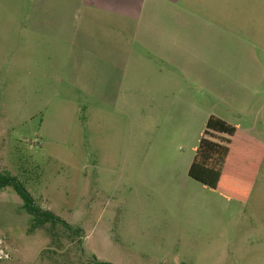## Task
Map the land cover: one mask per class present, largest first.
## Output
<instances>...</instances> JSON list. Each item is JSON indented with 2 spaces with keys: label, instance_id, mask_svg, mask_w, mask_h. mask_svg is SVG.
<instances>
[{
  "label": "rangeland",
  "instance_id": "1",
  "mask_svg": "<svg viewBox=\"0 0 264 264\" xmlns=\"http://www.w3.org/2000/svg\"><path fill=\"white\" fill-rule=\"evenodd\" d=\"M28 12L26 0H0V173L84 237L68 240L59 225L30 233L21 200L1 189L0 264H94L92 256L107 264H264V159L245 203L194 182L187 171L201 125L184 123L181 109L187 100L209 107L197 97L208 71H218V84L245 79L246 40L258 91L249 112L264 124V0L223 8L224 43L206 45L190 71L175 75L185 90L172 126L156 123L153 108L137 107L143 93L127 89L163 77L131 68L122 89L104 93L102 76L75 69L72 27H31ZM48 17L55 23L57 12Z\"/></svg>",
  "mask_w": 264,
  "mask_h": 264
},
{
  "label": "crops",
  "instance_id": "2",
  "mask_svg": "<svg viewBox=\"0 0 264 264\" xmlns=\"http://www.w3.org/2000/svg\"><path fill=\"white\" fill-rule=\"evenodd\" d=\"M239 2L240 0H26L31 27H72L81 53L76 56L75 69L79 75L87 70L92 79L102 76L104 93H113L117 90L116 86H121L119 89H122L124 78L131 68L148 76L163 77L161 82L154 85L131 84L127 89L142 92L137 107L153 108L155 122L169 126L177 122L174 113L175 99L181 91L179 88L185 90L175 84L176 73L190 71V64L204 55L206 45H216L218 50V46L224 43L223 8L228 6L235 10L239 7ZM54 12H57L55 23L48 17ZM242 43L247 45L244 50L247 64L242 75L245 79L242 82L235 81V85H228L223 79L218 84V71H208L205 73V81L204 75L197 80L199 86L203 84L199 87L197 97L201 96L203 99L204 96L209 107L198 109L197 104L193 105L191 100L183 101L181 109L189 116L184 123L195 122L201 125L199 140L208 118L214 116L264 144V124L259 122L262 119L249 112L258 92L251 67L254 47L246 40ZM118 76H122L120 84ZM93 89L97 90L95 87ZM156 113H165L164 119L160 121ZM249 115L252 117L251 126L244 123L245 117ZM258 123L260 127L256 128ZM191 126L193 127V123ZM184 134L183 139L188 140L189 134ZM261 164L262 161L260 166Z\"/></svg>",
  "mask_w": 264,
  "mask_h": 264
},
{
  "label": "trees",
  "instance_id": "3",
  "mask_svg": "<svg viewBox=\"0 0 264 264\" xmlns=\"http://www.w3.org/2000/svg\"><path fill=\"white\" fill-rule=\"evenodd\" d=\"M264 155V144L237 131L221 119L208 118L198 147L188 169V177L232 200L245 203L250 194ZM11 188L30 215L28 231L48 228L50 233L59 225L66 239H83V232L38 208L30 193L13 176L0 173V190ZM82 253V249H79ZM94 264L98 262L91 257Z\"/></svg>",
  "mask_w": 264,
  "mask_h": 264
},
{
  "label": "built area",
  "instance_id": "4",
  "mask_svg": "<svg viewBox=\"0 0 264 264\" xmlns=\"http://www.w3.org/2000/svg\"><path fill=\"white\" fill-rule=\"evenodd\" d=\"M3 255V254H2ZM0 259H2V257H0Z\"/></svg>",
  "mask_w": 264,
  "mask_h": 264
}]
</instances>
